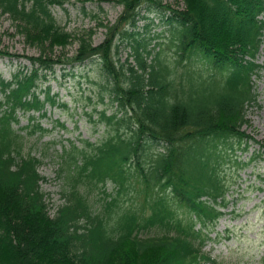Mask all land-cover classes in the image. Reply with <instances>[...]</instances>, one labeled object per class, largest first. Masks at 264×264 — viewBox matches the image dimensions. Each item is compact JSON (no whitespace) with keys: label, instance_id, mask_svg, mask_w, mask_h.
<instances>
[{"label":"trees","instance_id":"obj_1","mask_svg":"<svg viewBox=\"0 0 264 264\" xmlns=\"http://www.w3.org/2000/svg\"><path fill=\"white\" fill-rule=\"evenodd\" d=\"M77 1L124 6L116 23L100 22L108 28L101 44H94L93 29L77 34L59 23L52 6L69 0H0L2 13L41 50L29 57L31 68L21 64L11 79L0 77V264H215L204 246L228 199L210 159L222 151L219 141L248 145L252 138L242 127L246 103L257 99L254 76L263 69L264 0H184L182 8L163 0ZM144 4L171 25L181 52L176 62H184L179 81L169 64L158 57L148 61L141 41L133 44L135 64L115 58L117 38L135 34L127 26L137 25ZM76 40L74 55L55 57L57 47ZM3 54L10 53L0 49ZM94 58L118 102L116 112L103 111L101 118L118 128L100 143L63 146L60 174L68 203L52 215L42 190V160L23 154L25 136L15 123L19 110L47 115L48 104H59L50 86L41 88L45 70ZM34 112L27 127L43 134L48 128ZM131 174L143 182L141 207L118 210ZM108 182L118 195L107 199L103 190V207L94 211L87 195ZM178 207L187 218L177 217Z\"/></svg>","mask_w":264,"mask_h":264},{"label":"rangeland","instance_id":"obj_2","mask_svg":"<svg viewBox=\"0 0 264 264\" xmlns=\"http://www.w3.org/2000/svg\"><path fill=\"white\" fill-rule=\"evenodd\" d=\"M163 2L177 8L184 7V0ZM52 11L59 23L72 33L82 34L93 29L94 44H101L107 37L108 28L101 26L100 22L116 23L124 11V6L114 1H92L84 6L77 0H69L63 6L53 5ZM140 16L136 26H127L128 30L135 34L117 38L119 48L115 58L128 67L129 64H135L133 44L141 41L147 48L143 53L148 61L157 63L158 57L169 64L173 68L172 77L179 81L183 74L184 62H176L181 52L178 51V42L172 39L171 25L162 19L160 12L147 9L145 4L140 10ZM16 24L17 21L9 14L2 13L0 9V49L10 53L0 56V77L6 79H11L21 64L31 68L29 57L41 53L37 46L18 31ZM78 47L77 40L64 50L57 47L55 57L63 52L72 56ZM258 62L263 65V69L254 76L257 99L246 103L247 121L242 127L252 138L248 145L245 141L238 143L235 139L219 141V149L222 151L210 159V164L216 167L222 184L226 186L225 194L228 199V204L220 207L225 214L211 230L212 238L204 246L216 259L217 264H264V36ZM45 72L47 78L41 88L50 86L51 94H58L59 104H48L47 115H40L39 111L24 113L19 110L20 122L15 123V127L25 136L23 154L31 152L42 160L39 171L46 177L42 181V190L46 194L50 213L54 215L61 206L68 203L66 180L60 174V168L64 164L63 146L70 145V141H75L80 146L83 140L100 143L116 133L118 125L114 121L107 122L102 119L101 113L106 111L107 115H112L118 109V102L112 100L110 86L98 58L86 60L84 63L68 64L65 67L59 64L55 71ZM41 97H44V93ZM32 112L38 116L37 120L48 128L43 134L29 131L31 127L27 126L31 122ZM59 122L64 123L65 127ZM120 128L126 130L122 124ZM144 164L149 168V162ZM126 185V190L119 195L116 208L125 210L128 207H141L142 180L131 174ZM81 186L85 185L81 183ZM103 190L110 193L107 199L118 195L112 182H108L106 186H94L87 195L94 211L103 207V198L106 197ZM177 217H188L184 208H177ZM79 222L82 224L85 219H80ZM200 264L212 263L202 261Z\"/></svg>","mask_w":264,"mask_h":264}]
</instances>
